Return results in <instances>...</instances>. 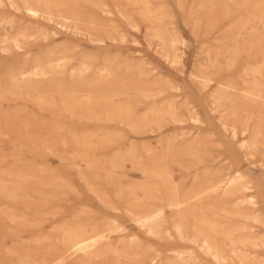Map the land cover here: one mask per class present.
I'll list each match as a JSON object with an SVG mask.
<instances>
[{
    "label": "rangeland",
    "instance_id": "obj_1",
    "mask_svg": "<svg viewBox=\"0 0 264 264\" xmlns=\"http://www.w3.org/2000/svg\"><path fill=\"white\" fill-rule=\"evenodd\" d=\"M0 264H264V0H0Z\"/></svg>",
    "mask_w": 264,
    "mask_h": 264
},
{
    "label": "bare ground",
    "instance_id": "obj_2",
    "mask_svg": "<svg viewBox=\"0 0 264 264\" xmlns=\"http://www.w3.org/2000/svg\"><path fill=\"white\" fill-rule=\"evenodd\" d=\"M74 238H77V235L74 234Z\"/></svg>",
    "mask_w": 264,
    "mask_h": 264
}]
</instances>
